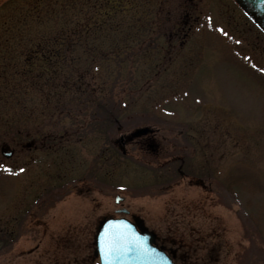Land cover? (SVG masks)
I'll return each instance as SVG.
<instances>
[{"label":"rangeland","instance_id":"374dc122","mask_svg":"<svg viewBox=\"0 0 264 264\" xmlns=\"http://www.w3.org/2000/svg\"><path fill=\"white\" fill-rule=\"evenodd\" d=\"M163 1L153 41L106 62L125 107L117 130L53 112L1 136L0 157L17 153L1 158L0 264H96L99 222L122 215L177 264H264V36L233 0ZM26 194L30 221L11 225Z\"/></svg>","mask_w":264,"mask_h":264},{"label":"trees","instance_id":"16d2710c","mask_svg":"<svg viewBox=\"0 0 264 264\" xmlns=\"http://www.w3.org/2000/svg\"><path fill=\"white\" fill-rule=\"evenodd\" d=\"M164 2L5 0L1 3L0 104L9 103L8 109L14 111L4 117V110H0L3 131L0 138L14 127L15 139L26 136L27 131H32V124L48 122L53 112L63 118L72 117L76 123L95 125L97 130L104 127L109 134L117 130L123 122L125 107L113 96L109 74L114 70L106 62L115 60L121 64L128 58L136 59L134 48L153 41L156 18ZM94 46L98 50L108 46L111 55L90 52ZM26 120L31 123L25 132L16 125L26 127L23 123Z\"/></svg>","mask_w":264,"mask_h":264},{"label":"water","instance_id":"95a60500","mask_svg":"<svg viewBox=\"0 0 264 264\" xmlns=\"http://www.w3.org/2000/svg\"><path fill=\"white\" fill-rule=\"evenodd\" d=\"M243 10L264 30V0H236ZM149 128H140L134 132L138 135L147 132ZM123 138V137H121ZM30 145V143H28ZM6 156L12 154L5 150ZM119 197V196H117ZM116 201L118 202L119 199ZM125 211V209H122ZM115 230V242L120 249V254L107 264H175L172 257L156 244V235L142 222L135 223L125 217H108L98 227L96 236V252L99 254L100 263L105 264L101 256L100 238L106 227ZM155 250L154 252L151 250Z\"/></svg>","mask_w":264,"mask_h":264},{"label":"flooded vegetation","instance_id":"af4514ba","mask_svg":"<svg viewBox=\"0 0 264 264\" xmlns=\"http://www.w3.org/2000/svg\"><path fill=\"white\" fill-rule=\"evenodd\" d=\"M243 15L246 18V20L248 21V23H250L251 25H253L258 30V32L264 36V32L259 27H257L244 13H243ZM27 148L28 149H32V146L31 145L30 146H27ZM13 152H14V153H12L13 155H15L17 153L16 150H14ZM1 158L2 157H0V164H3V159H1ZM21 199H25L24 200V203H22V204H20V203L15 204L17 206V209H16V213H14L12 215L11 219H10V220L13 221L11 225L25 226L30 221V217H31L30 194H26L25 197L23 196V198H20V200ZM133 219H134L135 222H138V219L136 217H134ZM13 231H14V229H10V232L11 233ZM8 232L9 231L6 230V233H8ZM93 254H94V257H96V253H95V241H94Z\"/></svg>","mask_w":264,"mask_h":264},{"label":"snow or ice","instance_id":"6c2138e0","mask_svg":"<svg viewBox=\"0 0 264 264\" xmlns=\"http://www.w3.org/2000/svg\"><path fill=\"white\" fill-rule=\"evenodd\" d=\"M261 71H264V69H261ZM0 168L4 169L6 172H12V169L5 164H0ZM17 171H23V169H18ZM117 199H119V197H117ZM100 249L105 264L115 259L120 254V249L115 242V230L112 229L111 226L106 227L104 233L101 235ZM151 251L154 252L155 250L153 249Z\"/></svg>","mask_w":264,"mask_h":264}]
</instances>
